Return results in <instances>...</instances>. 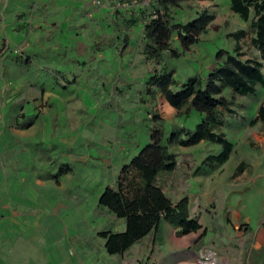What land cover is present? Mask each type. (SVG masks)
<instances>
[{
	"label": "rangeland",
	"instance_id": "rangeland-1",
	"mask_svg": "<svg viewBox=\"0 0 264 264\" xmlns=\"http://www.w3.org/2000/svg\"><path fill=\"white\" fill-rule=\"evenodd\" d=\"M156 2L0 0V241L16 248L14 256L2 250L0 264H122L123 257L106 253L98 234L121 229V219L98 205L101 193L115 186L122 165L149 141L154 114L162 119L165 145L173 129H194L202 118L195 110L179 115L157 90L148 92L149 76L173 70L177 90L193 76L203 86L221 49L236 54L238 45L240 58L260 59L250 28L253 12L244 21L229 0H179L174 21L186 23L205 11L214 19L189 49L174 32L176 56L147 58L141 35ZM132 15L137 21L129 24ZM241 30L246 34L237 40L233 34ZM222 94L232 101V111L221 115L234 149L221 188L252 228L238 240L237 262L264 264V142L255 136L261 126L249 124L264 104V84L254 95L229 87ZM30 120L27 128L17 126ZM169 149L179 165L162 173L158 184L173 200L196 168L186 152L199 166L202 155L221 146L201 142ZM241 162L249 176L235 182ZM64 164L71 170L59 174Z\"/></svg>",
	"mask_w": 264,
	"mask_h": 264
},
{
	"label": "trees",
	"instance_id": "trees-1",
	"mask_svg": "<svg viewBox=\"0 0 264 264\" xmlns=\"http://www.w3.org/2000/svg\"><path fill=\"white\" fill-rule=\"evenodd\" d=\"M229 2L230 9L244 21H247L253 12L250 28L255 34L253 44L261 51L260 59L240 58L238 45L235 47L236 54L221 49L217 53L216 65L208 73L203 86L201 78L193 76L177 90L172 89L175 83L173 70L163 69L149 76L148 92L153 95L157 90L179 115L195 110L202 118L193 130L184 127L173 129L165 145L162 143V119L159 114L153 115L152 118L157 123L152 129L149 141L128 163L122 165L115 186H107L98 201L99 206L107 208L125 222L122 231L106 229L98 233L103 238L105 251L109 255L123 254L156 230L162 221L177 228L179 235L202 229L199 220L190 215L189 198L184 196L173 201L158 184V177L177 168V156L169 149L171 144L190 147L201 141L216 142L222 146V150L218 154L208 155L201 166L215 167L226 162L233 151V144L217 129L222 123V110L230 111L232 101L222 94L223 89L229 87L236 94L254 95L257 85L264 84V0ZM156 3L151 16H146L148 18L141 35L143 52L149 59L159 61L165 52L174 56L178 54L172 47L174 32L183 47L189 49L199 41L201 34L214 19L213 15L205 11L186 23L176 22L172 16V8L179 5V0H157ZM126 20L129 24L135 23L137 17L132 15ZM245 34V31L241 30L233 35L239 40ZM258 121L264 123V105H260L257 115L250 123ZM32 124L33 120H30L17 126L23 129ZM70 170L71 167L64 164L58 173L64 174Z\"/></svg>",
	"mask_w": 264,
	"mask_h": 264
},
{
	"label": "crops",
	"instance_id": "crops-1",
	"mask_svg": "<svg viewBox=\"0 0 264 264\" xmlns=\"http://www.w3.org/2000/svg\"><path fill=\"white\" fill-rule=\"evenodd\" d=\"M76 4H78L76 6H82L81 2H76ZM73 8L76 7L73 6ZM223 111L224 109L222 112ZM231 111L230 105V111L228 112ZM225 115L226 114L221 115L222 118L220 116L222 123L217 129L218 132L220 131L224 133L222 129L226 123ZM249 124H258L261 126L260 133H255V136L258 141L264 142V123L258 121L254 124ZM224 135L226 137L225 133ZM250 143L252 145L256 144L254 141H251ZM221 150L222 146L217 153L208 152L207 154L202 155L201 158L203 159L201 160L199 166H197L198 161L194 158L192 152H186V154L194 160L196 168L191 169L188 173L189 177H186L188 182L186 181L185 191L180 193V196H187L189 198L190 215L199 220L202 225V229L198 232H193L187 235H179L177 233V228L173 227L166 221H162L156 230L150 232L143 239L136 242L123 254L116 255V257H123L124 260L122 264H143V261L146 259L147 261H150V264H197V256L204 248L214 249L227 264H238V240H241L242 235L246 232L252 231V228L250 226L251 219L246 215L242 216L238 210L231 208V202L228 200L226 193L221 188L224 181L220 176L226 169L229 159L215 167L201 166L204 159L208 155L218 154ZM178 165L179 161L177 159V167ZM248 167L249 166L246 163L241 162L237 170V177H234L233 180L236 182L238 180L245 179L246 176H249L247 170ZM180 179L182 180V178ZM180 196H173V201L179 200ZM119 223L121 224V229L119 231L124 230V220L121 219ZM262 225L258 227L257 231L260 230ZM230 231H232V233ZM4 245L5 244H2V241H0V256L2 250H8L7 253L9 256H14L16 248ZM21 250H23V248H21ZM112 256L114 255H111L110 257ZM94 264H97V262ZM99 264L106 263L99 262ZM110 264H112V262Z\"/></svg>",
	"mask_w": 264,
	"mask_h": 264
},
{
	"label": "built area",
	"instance_id": "built-area-1",
	"mask_svg": "<svg viewBox=\"0 0 264 264\" xmlns=\"http://www.w3.org/2000/svg\"><path fill=\"white\" fill-rule=\"evenodd\" d=\"M104 0H94L96 4H101ZM197 264H220L218 253L211 248L202 249L197 256Z\"/></svg>",
	"mask_w": 264,
	"mask_h": 264
}]
</instances>
